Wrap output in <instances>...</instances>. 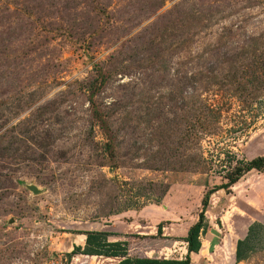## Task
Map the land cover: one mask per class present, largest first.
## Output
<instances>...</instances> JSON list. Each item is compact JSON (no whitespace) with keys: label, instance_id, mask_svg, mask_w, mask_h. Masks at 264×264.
Here are the masks:
<instances>
[{"label":"rangeland","instance_id":"rangeland-1","mask_svg":"<svg viewBox=\"0 0 264 264\" xmlns=\"http://www.w3.org/2000/svg\"><path fill=\"white\" fill-rule=\"evenodd\" d=\"M263 155L264 0H0V264H115L67 258L85 231L183 258ZM204 216L190 264H264V169Z\"/></svg>","mask_w":264,"mask_h":264},{"label":"trees","instance_id":"trees-1","mask_svg":"<svg viewBox=\"0 0 264 264\" xmlns=\"http://www.w3.org/2000/svg\"><path fill=\"white\" fill-rule=\"evenodd\" d=\"M236 165L227 173L226 181L212 186L207 190L201 200V209L198 214V219L187 230L184 237L186 243V254L183 258H157L146 256L131 257L128 255V249L125 241L115 240L110 241V233L104 231H85L84 245H74L72 250L66 253L67 258L80 253L84 255H96L106 258L118 259L115 264H190L191 253L198 252L201 241L200 236L205 231L207 226L204 212L208 205V199L212 192L219 189H228L238 178L251 170L264 169V155L257 156L250 160L236 159ZM264 233V225L254 221L248 225L247 233L243 238L237 239L235 244L234 258L236 262L245 259L253 249L254 241L259 238V233Z\"/></svg>","mask_w":264,"mask_h":264},{"label":"water","instance_id":"water-1","mask_svg":"<svg viewBox=\"0 0 264 264\" xmlns=\"http://www.w3.org/2000/svg\"><path fill=\"white\" fill-rule=\"evenodd\" d=\"M29 188H30V190H32L34 193H36V192L38 191L34 185H30Z\"/></svg>","mask_w":264,"mask_h":264},{"label":"crops","instance_id":"crops-1","mask_svg":"<svg viewBox=\"0 0 264 264\" xmlns=\"http://www.w3.org/2000/svg\"><path fill=\"white\" fill-rule=\"evenodd\" d=\"M85 236V235H84Z\"/></svg>","mask_w":264,"mask_h":264}]
</instances>
